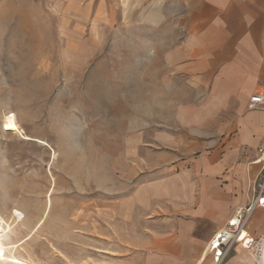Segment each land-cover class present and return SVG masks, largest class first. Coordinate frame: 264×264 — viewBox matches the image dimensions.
Segmentation results:
<instances>
[{
	"label": "rangeland",
	"instance_id": "374dc122",
	"mask_svg": "<svg viewBox=\"0 0 264 264\" xmlns=\"http://www.w3.org/2000/svg\"><path fill=\"white\" fill-rule=\"evenodd\" d=\"M118 4L128 6L0 0L1 218L14 228L15 255L30 264H213L206 244L201 262L193 247L183 250L181 231L212 156L225 149L198 112L206 99L165 65L174 23L118 13ZM9 114L22 134L3 130ZM254 159L243 160L247 180L236 191L223 183L227 167L216 178L227 189L221 207L240 188L239 206L255 202L264 162ZM245 230L253 242L231 247L222 264H264L263 209H253ZM170 241L180 245L173 263Z\"/></svg>",
	"mask_w": 264,
	"mask_h": 264
},
{
	"label": "crops",
	"instance_id": "0c3cea01",
	"mask_svg": "<svg viewBox=\"0 0 264 264\" xmlns=\"http://www.w3.org/2000/svg\"><path fill=\"white\" fill-rule=\"evenodd\" d=\"M112 1L121 4L123 0ZM126 3V9L118 4V13H150L147 18L151 24L174 23L175 37L163 53L165 65L169 72L197 90L199 98L206 99L199 103L198 112L207 113L208 129L215 131L214 143L219 142L225 149L222 157L212 156L216 163L210 169L211 175L203 176L200 201L184 209L191 220L181 231L182 248L189 251L193 247V255L201 262L203 247L205 244L207 247L217 222L232 215L237 207L243 208L239 206L243 205V188L236 195L232 193L226 207L219 205L227 189L216 178L227 167L228 171L221 176L223 183L229 192L236 191L234 185L239 183L243 187L247 180L243 160L250 155L256 157L253 165L264 162V153L259 152L264 143V109L249 108L250 97L264 92V0H126ZM208 179L211 186L206 187ZM218 206L223 211L216 217ZM206 221L211 227L197 232L198 225ZM196 223L192 233L189 226ZM166 248L170 257L167 262L173 263L180 245L178 241H170Z\"/></svg>",
	"mask_w": 264,
	"mask_h": 264
},
{
	"label": "built area",
	"instance_id": "2783aa9c",
	"mask_svg": "<svg viewBox=\"0 0 264 264\" xmlns=\"http://www.w3.org/2000/svg\"><path fill=\"white\" fill-rule=\"evenodd\" d=\"M249 108L250 109H264V92L257 93L252 95L249 99ZM259 152L264 153V143L259 148ZM264 181L260 186L258 195L256 197L255 202L248 206V208L238 209L233 217L227 220L225 226L212 235L210 240L208 241L206 251L210 255L211 262L213 264H222L226 259L231 247L236 244H242L245 240H243V231L245 230L247 221L255 207H260L264 210ZM235 220L236 223L233 224L232 221ZM247 232V231H246ZM248 238L253 242V238L250 237V233L247 232ZM248 243V244H250Z\"/></svg>",
	"mask_w": 264,
	"mask_h": 264
},
{
	"label": "bare ground",
	"instance_id": "6f19581e",
	"mask_svg": "<svg viewBox=\"0 0 264 264\" xmlns=\"http://www.w3.org/2000/svg\"><path fill=\"white\" fill-rule=\"evenodd\" d=\"M10 124H14L15 127L14 128L8 127V125ZM2 128L3 130L12 133H18V134L23 133L21 127L19 126V123L17 122L13 114H9L4 117L2 122ZM43 144L47 145L45 142H43ZM12 228L3 218H1L0 215V263L12 262L16 264H30V262L28 263L27 261L20 259L18 256L15 255L16 253L15 251L19 243H17L15 240L13 241L12 238L10 237L11 232L14 229ZM242 236H243V240H245L243 242V246L246 247L247 244L251 242V239L246 237L247 236L246 231H243Z\"/></svg>",
	"mask_w": 264,
	"mask_h": 264
},
{
	"label": "snow or ice",
	"instance_id": "6c2138e0",
	"mask_svg": "<svg viewBox=\"0 0 264 264\" xmlns=\"http://www.w3.org/2000/svg\"><path fill=\"white\" fill-rule=\"evenodd\" d=\"M8 127H12V128H14V127H15V125H14V124H10V125H8ZM261 203H264V201H262ZM232 223H233V224H235V223H236V221H235V220H233V221H232Z\"/></svg>",
	"mask_w": 264,
	"mask_h": 264
}]
</instances>
